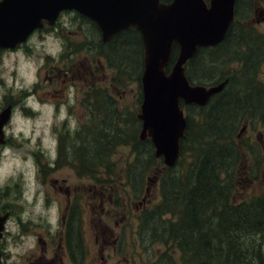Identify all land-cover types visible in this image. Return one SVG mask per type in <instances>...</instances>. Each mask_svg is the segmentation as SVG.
Segmentation results:
<instances>
[{
	"label": "rangeland",
	"instance_id": "obj_1",
	"mask_svg": "<svg viewBox=\"0 0 264 264\" xmlns=\"http://www.w3.org/2000/svg\"><path fill=\"white\" fill-rule=\"evenodd\" d=\"M254 1L251 0L250 3ZM259 6L264 8V0ZM254 17L255 12L252 11L248 16L245 13V17L237 21L240 27L233 31L234 37L229 38L231 42L227 43V47L216 57L212 67L206 66V62H211L208 55L201 59L200 67H197L203 69L200 75H204L205 71V74L215 77V79L209 77L197 79L205 82L202 85L208 86L218 81L222 78L220 74L241 70L243 59L245 60L250 53L245 45L246 42L252 44L249 38L263 45L264 23H256L253 28L243 29V26L249 25ZM47 33H55L63 40L64 51L58 59L46 56L42 49L38 50L34 45H29V40L33 36L43 40ZM99 35L98 29L89 20L82 19L77 12L66 11L59 16L54 28L38 30L19 47L37 62L41 58L44 59V65L38 73L40 83L33 89L41 102L56 104L58 111L60 104L68 102L66 95L68 89L70 87L75 89L76 102L68 111L77 119L78 131L74 135L70 133L67 122L61 127H53V133L59 138V156L55 161V167H49L45 154L41 151H32L27 142L20 143L6 136L7 141L4 144L25 155L31 154L35 157L39 166L37 179L41 190L45 193L46 205L52 201L67 204L72 196L70 204L75 210L69 226L72 250L68 249L70 256L63 255V264H165L167 257L161 255L164 247L159 243L147 244L140 237V221L137 218L143 206L159 200L158 176L155 181H152L154 177H151L154 175L153 171L158 161L152 163L146 160L145 155L135 156L133 146L120 143L111 146L107 153L101 152L100 157L95 159L97 161L94 165L92 160L88 159L91 162L88 164L90 166L88 170L82 166V159L90 155V142L94 141L93 138L90 140V135H93L95 128L100 131V128L106 127V131L109 132L115 127L128 129L130 125L140 126L137 117L141 103L140 81L132 71V63L125 62L129 64H124L121 68L113 62L111 65L102 55L95 41ZM243 45L245 48L241 51ZM19 48L11 52H0V77L7 75V70L3 67L4 58ZM234 57H240V61L239 59L238 63L235 59L233 61ZM258 65L263 77L255 75L256 80H253L255 82L260 81V78L264 81V64L261 62ZM125 68L127 72L124 71ZM91 69L92 73H90ZM252 69L256 70V65L248 63V67L242 68L233 79L237 82L239 77L245 76ZM12 75L15 76V73L13 72ZM3 85L4 80L0 78V86ZM234 89L235 86L231 88L232 93ZM7 92L3 100H0V111L8 105H12V109L22 105L24 97L28 95L27 92H14L11 89ZM255 92L252 88L249 89V93ZM259 98L254 96L252 101L261 108L262 96L261 100ZM183 109L187 116L188 109L186 106ZM24 111L26 115H33L27 109ZM190 111L191 115L195 113L193 108ZM111 115L115 117V122L110 124ZM244 124L245 122L240 126L237 139L245 143L246 147L243 165L253 168L251 169L253 172L242 170L241 175H238L240 176L238 188L234 191L236 200L247 192L260 190L259 183L264 186V157L260 156L259 149L260 147L264 154V122H257L255 126L249 123L242 130ZM145 137L147 136H143ZM137 148L141 150L144 147L137 145ZM90 158L94 159L93 156ZM146 161L147 170L140 175L139 169L143 163L146 164ZM159 166L162 168L161 165ZM131 170L134 174L138 172V178L137 180L133 178L130 182L127 172L130 173ZM253 174L254 178L251 177ZM67 188L71 190L69 194ZM19 193H21V182L9 181L4 187H0V208L8 203L16 211L21 209V214L25 205L23 201L17 200ZM13 220L15 221L14 218ZM48 227L43 220L40 223H32L29 220L24 226H20L18 232L17 228L9 226L11 237L5 238L6 250L9 240L13 245L24 244L25 241H21L22 235L35 236L36 233L40 235L49 232ZM244 239L245 237L241 236L239 241ZM44 241L45 243L36 242L34 249L20 256L18 264H38L45 259H53L52 251L58 248L59 239H56L55 243H52L50 238ZM57 251L61 252L59 249ZM7 254V260L0 261V264H7L11 258L8 251ZM55 260L58 261L57 257Z\"/></svg>",
	"mask_w": 264,
	"mask_h": 264
},
{
	"label": "trees",
	"instance_id": "obj_2",
	"mask_svg": "<svg viewBox=\"0 0 264 264\" xmlns=\"http://www.w3.org/2000/svg\"><path fill=\"white\" fill-rule=\"evenodd\" d=\"M79 15L96 27L90 19ZM237 26L240 27L239 24ZM246 27L243 26V29ZM230 37L234 35L233 29L229 28L222 42L198 48L195 58L185 65V74L191 83L205 84L197 80L199 78L215 79L205 71L204 75H200L203 69L197 67H200V61L206 55L211 60L206 62V66L212 67L216 57L231 42ZM95 41L111 65L113 62L121 68L129 64L125 62H131L132 71L140 81L143 46L135 27L121 30L107 42H103L100 36ZM249 41L259 44L251 38ZM177 52L178 47L174 46L167 70L175 61ZM248 55L253 57L256 53ZM239 58L234 57L233 61ZM249 60V57L243 59L241 70L246 69L248 63L254 65L257 62L254 58L253 63ZM241 70L220 74L222 78L213 84L225 81V86L206 105L181 104L188 109L186 127L180 140L179 157L171 167L163 163L162 157L155 156L151 138H141L138 134L141 131L139 118L140 126L130 125L128 129L115 127L109 132L106 127L100 128V131L95 128L93 135H90V140L93 138L94 141L90 142L89 157L81 161L84 169L90 167L89 160L94 165L101 152L107 153L111 146L120 143L133 146L135 156L145 155L146 160L152 163L158 161L151 177L158 176L159 200L143 206L137 218L140 221V237L147 244L159 243L164 247L161 255L167 257L165 264H264V186L259 183L260 190L247 192L239 200L235 199L234 194L242 170L253 172V168L243 165L246 147L237 139L240 126L245 121L253 126L257 122H264V102L261 100L264 84L253 81L256 80L257 69L239 77L236 82L233 76ZM124 71L127 72L126 68ZM234 86L236 89L232 93ZM250 88L256 92L249 93ZM254 96L260 97L261 108L252 101ZM139 100L142 101L141 82ZM191 108L195 109L193 115ZM110 117L111 124L115 122V117ZM137 145L144 148L138 150ZM259 149L260 156L264 157L262 149ZM146 166L147 161L140 167V175L147 170ZM251 177L254 178V174ZM127 178L130 182L133 178L137 180L138 172H127ZM241 236L245 237L244 241H239ZM67 240L68 247L72 248L69 236Z\"/></svg>",
	"mask_w": 264,
	"mask_h": 264
},
{
	"label": "water",
	"instance_id": "obj_3",
	"mask_svg": "<svg viewBox=\"0 0 264 264\" xmlns=\"http://www.w3.org/2000/svg\"><path fill=\"white\" fill-rule=\"evenodd\" d=\"M234 4L235 0H0V47L25 42L33 30L53 25L63 10H75L94 21L103 42L135 27L143 46L140 137L149 136L155 156L171 167L186 127L180 101L205 105L225 84H191L184 65L197 48L223 41ZM174 46L177 56L167 70ZM10 113V105L0 111V143ZM156 179L157 175L152 181Z\"/></svg>",
	"mask_w": 264,
	"mask_h": 264
},
{
	"label": "clouds",
	"instance_id": "obj_4",
	"mask_svg": "<svg viewBox=\"0 0 264 264\" xmlns=\"http://www.w3.org/2000/svg\"><path fill=\"white\" fill-rule=\"evenodd\" d=\"M29 45H34L38 50L42 49L46 56L53 59H58L64 51L63 40L55 33L45 34L43 40L33 36L29 40ZM43 65V58L37 62L22 48L5 57L3 67L7 70V75L0 77L4 80V85L0 86V100L8 94V89L28 93L22 105L12 109L8 124L5 125V136L20 143L27 142L32 151H41L49 162L48 166L54 168L59 156V138L53 133V127H61L67 122L70 133L74 135L78 131V121L68 111L76 102L75 89L71 87L68 89L66 94L68 102L60 104L58 111L56 104L41 102L33 89L40 83L38 73ZM13 72L15 76L12 75ZM25 109L33 115H26ZM38 173L39 166L33 155H25L7 144L0 145V187H4L9 181L21 182V198L25 207L19 220L23 223H28L29 220L32 223H40L43 220L49 226V233L55 236L61 228L60 205L56 201L46 205L45 193L37 179ZM10 222L11 220L6 222V226ZM21 241L25 243L13 245L9 240L7 251L11 258L7 264H18L20 256L36 247L37 237L22 235Z\"/></svg>",
	"mask_w": 264,
	"mask_h": 264
},
{
	"label": "flooded vegetation",
	"instance_id": "obj_5",
	"mask_svg": "<svg viewBox=\"0 0 264 264\" xmlns=\"http://www.w3.org/2000/svg\"><path fill=\"white\" fill-rule=\"evenodd\" d=\"M250 1L251 0H235V4H234V18H233V21H232L233 23H231V25L229 27L230 29H233V31L238 27L237 26L238 25L237 21H239L240 19H243L245 17V13L248 16L249 13H252V11L255 12V17L251 19V23L249 25H247V27L253 28L256 23H261V22L264 23V8H261L259 6L260 2L263 1V0H255L252 3H250ZM240 9H241V11H240ZM66 11L75 12L73 10H63V11H61L59 13L55 23L57 22L59 16L63 15ZM256 12H258L257 15H256ZM254 21H255V23H254ZM55 23L52 26H44L41 29L48 30V27H50V28L53 27L54 28ZM96 28L99 31L98 26H96ZM38 30H40V29L33 30L31 32V34L27 37V39L33 33L37 32ZM99 34H100V31H99ZM227 34H228V31H227L224 39L226 38ZM99 36H101V35H99ZM24 43L25 42H23L21 44H18V45H16L13 48L0 47V52H2V51L11 52L13 50H16L20 46H23ZM245 45H246L247 51L250 52L249 54H251L253 52L256 53V55H254L253 57L249 56V55H248V57H249L250 61L252 60V63H253V58L255 59V62L257 60V62L255 64L256 65V69L258 71L257 76L263 77L262 72L260 73V67H259L258 64H261V62H262V64H264V41H263V45H259V44L255 45V44H249V43H246ZM245 45H243L241 47V49H240L241 51H244ZM201 47H208V46H201ZM197 50H198V48H197ZM196 53H197V51L195 52V54L191 58L188 59L187 64L189 63L190 60H193L195 58ZM235 61L237 63L239 62L238 59H235ZM90 73H92V69L90 70ZM259 80L262 81V83L264 84V81L261 78ZM262 101L264 102V93H263V96H262ZM185 105H195V103H188V104H185ZM245 125L246 126L249 125L248 121H245V124H244V127L242 128V130L244 128H246ZM6 141H7V139H6V136H5L4 143H6ZM66 191L69 194L71 190H70V188H67ZM16 198H17V200H21L22 201L21 193H19ZM71 198H72V196H70L69 201H68L67 204H66V202H64L63 204L59 203L60 209H61V221H60L61 228H60V231H58L55 236L51 235L49 232L40 233V235H39V233L35 234L36 237L38 236L37 237V241H36L38 243H45L44 239H46V238H50L52 243H55V240L59 239V242L57 243L58 248L57 249H53V251H52V253L54 255L53 259H45V261H43V262L40 261L38 264H63L62 263L63 255L69 254V256H70V253H69L68 249L69 250H72V249H70L68 247L67 236L70 235L69 226L71 225L70 223H71L72 215L75 214V212H74L75 210H73V208H72V206L70 204ZM20 212H21V209L16 211L8 203H6L5 205H3L0 208V220H1V218L5 217V219L3 220L2 224L0 223V228L2 227L1 230H0V261L1 262L4 259L7 260V256H8L7 250L5 248V238L11 237L9 235V234H11V231L9 230V226L10 227L14 226V228H17V224L19 225V228H20V226H24V223L19 220ZM13 218L15 219V221L13 220ZM10 220H11V222L7 223V226H6V222H8ZM17 234H20V233H17ZM42 249H45V248H42ZM58 249L61 251L60 253L57 251ZM55 257H57L58 261L55 260Z\"/></svg>",
	"mask_w": 264,
	"mask_h": 264
}]
</instances>
